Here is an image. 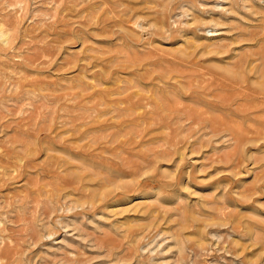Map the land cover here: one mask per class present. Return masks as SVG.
Listing matches in <instances>:
<instances>
[{
  "label": "rangeland",
  "instance_id": "1",
  "mask_svg": "<svg viewBox=\"0 0 264 264\" xmlns=\"http://www.w3.org/2000/svg\"><path fill=\"white\" fill-rule=\"evenodd\" d=\"M16 1L0 264H264V0Z\"/></svg>",
  "mask_w": 264,
  "mask_h": 264
},
{
  "label": "bare ground",
  "instance_id": "2",
  "mask_svg": "<svg viewBox=\"0 0 264 264\" xmlns=\"http://www.w3.org/2000/svg\"><path fill=\"white\" fill-rule=\"evenodd\" d=\"M13 1H14V0H13ZM16 2H18V0H17ZM187 58H188V57H187ZM251 72H252V71H251ZM245 73H246V72H245ZM249 73H250V72H249ZM241 74H242V73H241ZM262 74H263V73H262ZM216 75H217V74H216ZM227 75H228L231 79H232V78H235V79H236L237 77H240L238 74H236V72H235V73L227 72ZM227 75H226V76H227ZM243 75H244V74H243ZM213 76H214V75H213ZM216 78H217V77H216ZM241 78H242V77H241ZM243 78H244V76H243ZM263 78H264V77H263ZM237 79H239V78H237ZM245 79H246V78H245ZM262 80H263V79H262ZM237 82H238V81H237ZM243 82L245 83V81H243ZM261 82H262V81H261ZM258 83H260V82H258ZM261 85L263 86V84H261ZM261 85H260V86H261ZM240 86H241V84H240ZM255 86H256V85H255ZM256 87H258V86H256ZM223 88H224V87H223ZM259 88H260V87H259ZM237 89H239V88H237ZM247 90H248V91H247ZM237 92H239V90H238ZM237 95H238L239 97H241V99L245 100L244 103H243L242 105H244V112H245L244 115H245V117L249 120V119H250V118H249V117H250V114H248V113L251 112V111H253V109H254L255 107H258V106H256V105L254 104V101H252V100H256V99H257V101H258V97H260L261 95H264V86H263L262 88H260V89H255V90H254L250 85H245V87H243V90H242L241 94H237ZM261 97H262V96H261ZM233 98H234V97H233ZM263 100H264V99H263ZM239 101H240V100H239ZM251 102H252V103H251ZM255 102H256V101H255ZM259 102H260V99H259ZM256 103H257V102H256ZM258 104H259V103H258ZM258 104H257V105H258ZM262 104L264 105V102H263ZM262 104H261V105H262ZM125 108H128V107H125ZM125 108H124V109H125ZM133 108H134V107H133ZM258 108H259V107H258ZM262 108H263V107H262ZM262 108H261V109H262ZM130 109H131V108L129 107L128 109H125V110H127V111H131ZM240 109H241V108H240ZM116 110H117V109H116ZM122 110H123V109H122ZM134 110H135V109H134ZM254 110H255V109H254ZM257 110H258V109H257ZM127 111H126V113H127ZM122 112H123V111H122ZM134 112H135V111H134ZM247 112H248V113H247ZM128 113H129V112H128ZM128 113H127V114H128ZM255 113H256V112H255ZM255 113H252V114H255ZM134 114H135V113H134ZM252 114H251V116H252ZM129 115H130V113H129ZM135 115H136V114H135ZM131 116H132V115H131ZM131 116H129V117H131ZM133 116H134V115H133ZM253 116H254V115H253ZM126 117H127V116H126ZM139 117H141V116H139ZM257 117H258V116H257ZM143 118H144V117H142L141 119L144 120ZM145 118H146V117H145ZM209 118H211V117H209ZM146 119H147V118H146ZM199 119H200V118H199ZM247 119H246V120H247ZM130 120H131V119H130ZM139 120H140V119H139ZM191 120H192V119H191ZM208 120H209V119H208ZM211 120H212V119H211ZM254 120H255V119H254ZM133 121H134V120H133ZM133 121L125 120V124H126V122H127V123H128V122H131V123H132ZM203 121H204V120H203ZM203 121H202V122H203ZM205 121H207V120H205ZM96 122H97V121H94V123H96ZM100 122H101V121H99V124H96V125H97V126H96V127H97V130H99V128H100V127H98V125H100ZM200 122H201V121H200ZM209 122H210V121H209ZM97 123H98V122H97ZM136 123H137V122L135 121V124H136ZM138 123H140V121H139ZM138 123H137V124H138ZM143 123H145V120L143 121ZM146 123H147V122H146ZM101 124H105V122H104V123L101 122ZM106 124H107V123H106ZM106 124H105V125H106ZM117 124H120V123H117ZM132 124H133V123H132ZM137 124H136V126H137ZM140 124H141V123H140ZM140 124H139V125H140ZM193 124H194V123H193ZM220 124H221V123H220ZM220 124H219V125H220ZM94 125H95V124H94ZM226 125H227V124H226ZM92 126H93V124H92ZM100 126H101V125H100ZM124 126H125V125H124ZM124 126H123V127H124ZM130 126H131V125H130V123H129V127H130ZM133 126H135V125L133 124ZM196 126H197V125H196ZM205 126H206V124H205ZM93 127H95V126H93ZM101 127H102V129H103V128H108L107 126H106V127L101 126ZM131 127H132V126H131ZM139 127H140V126H138L137 128H139ZM206 127H207V126H206ZM87 128L90 129L89 126H88ZM111 128H112V127H111ZM137 128H136V129H137ZM140 128H143V126L141 125ZM140 128H139V130H140ZM145 128H146V127H145ZM202 128H203V127H202ZM227 128H229V127H227ZM89 129H88V130H89ZM92 129H93V128H92ZM109 129H110V128H109ZM230 129H232V128H230ZM255 129H256V128H255ZM131 130H133V129H131ZM137 130H138V129H137ZM143 130H144V129H143ZM146 130H147V128H146ZM146 130H145V132H146ZM208 130H209V129H208ZM248 130H249V129H248ZM85 131H86V130H85ZM100 131H102V130H100ZM103 131H104V130H103ZM103 131H102V132H103ZM134 131H135V127H134ZM134 131H133V132H134ZM249 131H250V130H249ZM86 132H87V131H86ZM86 132H85V133H86ZM104 132H105V131H104ZM106 132H107V130H106ZM106 132L104 133V135H106V134H110L112 131H111V132L109 131V133H108V132L106 133ZM121 132H123V131H121ZM128 132H129V131H128ZM128 132H127V133H128ZM130 132H131V131H130ZM145 132H144V133H145ZM213 132L218 133V132H219V129H215V128H213ZM240 132H241V131H240ZM240 132H239V133H236L237 136H236L235 138H236V140H237L238 142L241 143V142L244 140V137H243L242 133H240ZM261 132H262V131H261ZM87 133H89V132H87ZM87 133H86V135H87ZM113 133H114V131L112 132V134H113ZM134 133H138V132L135 131ZM230 133H231V132H230ZM247 133H248V132H247ZM130 134H131V133H130ZM236 134H235V135H236ZM252 134H253V135H254V134H259V131L257 132V131L254 130ZM263 134H264V133L262 132V133H260L259 135H263ZM86 135H85V136H86ZM104 135H103V136H104ZM117 135H119V134H117ZM125 135H126V134H124V136H125ZM128 135H129V134H128ZM128 135H127V136H128ZM141 135H142V134H141ZM233 135H234V134H233ZM233 135H232V136H233ZM235 135H234V136H235ZM79 136H80V135H79ZM91 136H92V135H91ZM106 136H107V135H106ZM106 136H105V137H106ZM108 136H109V135H108ZM108 136H107V138H108ZM127 136H126V138H128ZM131 136H132V135H129V137H131ZM144 136H145V134H144ZM246 136H247V135H246ZM101 137H102V136H101ZM105 137H104V139H105ZM111 137H112V136H111ZM111 137H110V138H111ZM248 137L250 138V136H247V138H248ZM253 137L256 138V135H254ZM259 137H260V139H261V136H259ZM263 137H264V136H263ZM96 138H97V137H96ZM96 138H95V139H96ZM112 138H113V137H112ZM138 138H139V137H138ZM257 138H258V136H257ZM92 139H93V138H92ZM113 139H114V138H113ZM130 139H132V138H130ZM252 139H253V138H252ZM100 140H102V139L100 138ZM100 140L98 141V138H97L98 144L100 143ZM108 140H109V139H108ZM111 140H112V139H111ZM128 140H129V139H128ZM128 140H126V141L128 142ZM248 140H249V139H248ZM92 141H95L94 143H97L96 140H92ZM106 141H107V140H106ZM112 141H113V140H112ZM115 141H116L117 143L120 142V140H118V141L115 140ZM122 141H123V140H122ZM122 141H121V142H122ZM130 141H131V140H130ZM130 141H129V142H130ZM104 142H105V141H103V143H104ZM109 142H110V140L108 141V143H109ZM124 142H125V141H124ZM127 142H125V144H127ZM132 142H134V141L132 140ZM132 142H131L130 144H132ZM106 143H107V142H106ZM106 143H104L103 146H104ZM108 143H107V144H108ZM91 144H92V143H91ZM91 144L89 143V145H91ZM98 144H97V145H98ZM110 144H111V142H110ZM112 144H113V142H112ZM114 144H116V143L114 142ZM128 144H129V143H128ZM128 144H127V145H128ZM130 144H129V145H130ZM94 145H96V144H94ZM94 145L92 144V146H94ZM101 145H102V141H101V144H100L99 146H101ZM129 145H128V146H129ZM120 146H121V145H120ZM123 146H125V145H123ZM78 147H79V146H78ZM121 147H122V146H121ZM80 148H81V147H80ZM119 148H120V147H119ZM81 149H82V148H81ZM112 149H114V148L112 147ZM116 149L119 150L118 148H116ZM124 149H125V147H124ZM114 150H115V149H114ZM126 152H127V151H126ZM130 153H131V152H130ZM126 154H129V153L127 152ZM122 157H123V156H122ZM129 157H130V156H129ZM118 158H120V157H118ZM126 159H127V158H126ZM126 159H125V160H126ZM122 162H123V161H122ZM124 162H125V161H124ZM130 162H132V161L129 160V165H131ZM132 163H133V162H132ZM135 165H136L135 163H134V167L131 165V166L133 167V169L136 168ZM127 166H128V165H127ZM131 166H128V167L130 168ZM136 166H137V165H136ZM138 166H139V165H138ZM138 168H139V167H137V169H138ZM135 171H136V170H135ZM30 234H31V233H29V235H30ZM33 238H34V235H32V239H33ZM5 248H6V247H5Z\"/></svg>",
  "mask_w": 264,
  "mask_h": 264
}]
</instances>
